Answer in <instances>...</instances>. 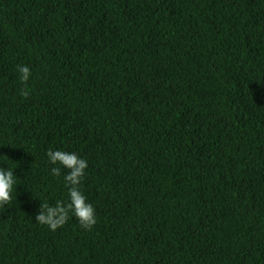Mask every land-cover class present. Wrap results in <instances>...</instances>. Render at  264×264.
I'll return each instance as SVG.
<instances>
[{"label":"trees","instance_id":"trees-1","mask_svg":"<svg viewBox=\"0 0 264 264\" xmlns=\"http://www.w3.org/2000/svg\"><path fill=\"white\" fill-rule=\"evenodd\" d=\"M48 149L91 229L35 221ZM0 166V264H264V0H0Z\"/></svg>","mask_w":264,"mask_h":264},{"label":"clouds","instance_id":"clouds-1","mask_svg":"<svg viewBox=\"0 0 264 264\" xmlns=\"http://www.w3.org/2000/svg\"><path fill=\"white\" fill-rule=\"evenodd\" d=\"M16 71L19 80L27 85L33 76L30 67L18 64ZM47 157L49 163L53 165L50 169L51 174L59 177L63 173V183L67 192L64 198L57 199L51 204L40 200L34 216L35 221L51 231H56L74 217L82 228L91 229L97 223L96 208L81 188L87 174L88 161L74 151L62 149H48ZM15 169L0 166V207L7 205L13 199L14 192L17 193L19 184Z\"/></svg>","mask_w":264,"mask_h":264}]
</instances>
